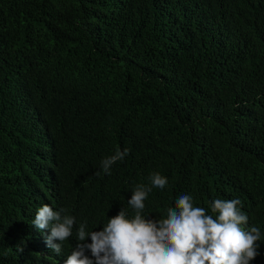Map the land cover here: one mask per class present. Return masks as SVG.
Returning a JSON list of instances; mask_svg holds the SVG:
<instances>
[{
	"label": "trees",
	"instance_id": "obj_1",
	"mask_svg": "<svg viewBox=\"0 0 264 264\" xmlns=\"http://www.w3.org/2000/svg\"><path fill=\"white\" fill-rule=\"evenodd\" d=\"M153 172L146 217L239 199L264 264V0H0V264H64ZM44 204L76 219L60 255Z\"/></svg>",
	"mask_w": 264,
	"mask_h": 264
},
{
	"label": "clouds",
	"instance_id": "obj_2",
	"mask_svg": "<svg viewBox=\"0 0 264 264\" xmlns=\"http://www.w3.org/2000/svg\"><path fill=\"white\" fill-rule=\"evenodd\" d=\"M129 153V149L117 147L100 162L103 174L111 175L112 165ZM148 181L149 185L137 184L132 190L128 200L132 215L122 208L100 231L89 232L87 222L80 223L78 243L64 264H251L260 255L261 230L248 227L249 217L241 211L239 199H215L209 205L210 215L204 207L194 205L191 195L182 194L174 207L166 209L165 218L150 219L143 214L145 200L153 187L163 190L168 180L153 172ZM66 211L44 204L32 221L38 230H50L45 242L56 255L61 254L76 225L75 217L62 215ZM24 247L18 245L17 250L23 253Z\"/></svg>",
	"mask_w": 264,
	"mask_h": 264
}]
</instances>
